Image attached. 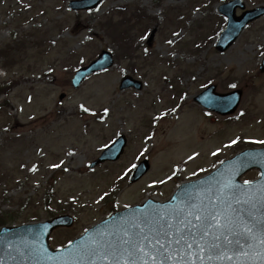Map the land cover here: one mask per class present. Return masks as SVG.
<instances>
[{"label": "rangeland", "instance_id": "1", "mask_svg": "<svg viewBox=\"0 0 264 264\" xmlns=\"http://www.w3.org/2000/svg\"><path fill=\"white\" fill-rule=\"evenodd\" d=\"M69 1L0 0V227L72 216L50 235L52 248L113 211L167 200L241 149L264 147V16L220 53L218 9L229 0H103L93 11H72ZM102 50L113 67L73 89L75 70ZM123 75L141 89L120 91ZM208 85L241 90L234 114L194 102ZM121 134L119 160L89 169ZM143 159L150 169L131 183Z\"/></svg>", "mask_w": 264, "mask_h": 264}, {"label": "water", "instance_id": "2", "mask_svg": "<svg viewBox=\"0 0 264 264\" xmlns=\"http://www.w3.org/2000/svg\"><path fill=\"white\" fill-rule=\"evenodd\" d=\"M100 2L70 1L69 8L93 10ZM236 8L243 9L240 0H232L219 9L227 18L226 28L215 45L220 52L234 43L248 23L264 15V8H257L236 17ZM112 65L111 53L102 51L75 72L71 84L77 89L88 76ZM259 69L264 72V59ZM130 87L139 90L141 84L130 77L123 78L119 89ZM213 90V86L209 87L196 100L221 115L234 113L241 91L220 95ZM207 96H211V102L203 101ZM125 145V137L119 136L90 167L116 161ZM148 169V162L142 161L131 181L138 180ZM252 170L258 171L259 178L242 183L240 178ZM209 212L219 214L223 226L195 219V215L207 216ZM165 222L171 229L162 227ZM72 224L73 218L63 215L44 222L0 228V264H264V148L236 154L210 175L181 184L165 202L148 199L113 213L66 248L52 250L49 235Z\"/></svg>", "mask_w": 264, "mask_h": 264}, {"label": "snow or ice", "instance_id": "3", "mask_svg": "<svg viewBox=\"0 0 264 264\" xmlns=\"http://www.w3.org/2000/svg\"><path fill=\"white\" fill-rule=\"evenodd\" d=\"M233 143H235V141H233ZM262 143H264V142H262ZM54 167H55V165H54ZM189 215H193V213H189ZM195 219L197 221H205V222H207V221L210 220L211 222H213L216 225H221V217H220V215L219 214H213L211 212H209L207 214V216H204V215H195ZM188 223L190 224L191 222H188ZM208 226L211 227L212 226V223H209ZM221 226H223V225H221ZM162 227H167V228L171 229L172 226L169 225L167 222H165L162 225ZM246 231H250V229H246ZM157 243H159V241H157ZM177 243H179V241H177ZM137 247L139 248L140 251H143V247L142 246L137 245Z\"/></svg>", "mask_w": 264, "mask_h": 264}]
</instances>
